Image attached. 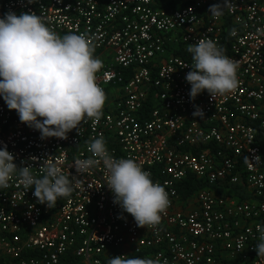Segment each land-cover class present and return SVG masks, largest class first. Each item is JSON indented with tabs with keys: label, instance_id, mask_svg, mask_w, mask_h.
Listing matches in <instances>:
<instances>
[{
	"label": "built area",
	"instance_id": "1",
	"mask_svg": "<svg viewBox=\"0 0 264 264\" xmlns=\"http://www.w3.org/2000/svg\"><path fill=\"white\" fill-rule=\"evenodd\" d=\"M221 2L0 0V15L34 11L61 36L85 35L103 62L97 83L107 98L99 120L86 118L67 139H41L0 97V147L37 176L46 161L79 180L53 208L18 176L0 189V264H108L121 255L264 264L255 250L264 229V0H231L213 17L209 7ZM201 38L239 64V87L217 100L189 96L188 47ZM101 136L114 158L134 159L165 187L170 205L158 225L139 227L113 203L102 163L76 173L75 160L91 157L88 144Z\"/></svg>",
	"mask_w": 264,
	"mask_h": 264
},
{
	"label": "clouds",
	"instance_id": "2",
	"mask_svg": "<svg viewBox=\"0 0 264 264\" xmlns=\"http://www.w3.org/2000/svg\"><path fill=\"white\" fill-rule=\"evenodd\" d=\"M31 2V0H30ZM231 0L209 7V13L221 17ZM191 71L186 81L191 85L194 101L205 91L218 96L235 91L240 84L239 64L227 56L214 40L201 38L190 44ZM95 46L83 34H65L52 30L36 12L17 14L9 11L0 15V97L10 110H15L22 123L38 130L41 139H67L86 118L99 120L106 103V93L97 83L102 61L94 55ZM193 115L203 118L197 105ZM91 157L76 159L77 174L102 163L108 172L107 186L113 193V203L130 214L139 227L158 225L170 205L165 187L154 182L151 174L132 158H114L101 136L88 144ZM249 157H245L247 162ZM254 160H259V156ZM43 174L33 173L31 165L20 166L7 145L0 147V189L7 188L18 176L38 202L53 208L59 198L69 197L79 180L70 179L58 163L42 165ZM75 181V184L73 183ZM259 258H264V229L260 230L255 246ZM108 264H167L156 258L111 257Z\"/></svg>",
	"mask_w": 264,
	"mask_h": 264
},
{
	"label": "rangeland",
	"instance_id": "3",
	"mask_svg": "<svg viewBox=\"0 0 264 264\" xmlns=\"http://www.w3.org/2000/svg\"><path fill=\"white\" fill-rule=\"evenodd\" d=\"M113 60H114V59H112V58H109V59H108V61H113ZM102 63H103V62H102Z\"/></svg>",
	"mask_w": 264,
	"mask_h": 264
}]
</instances>
